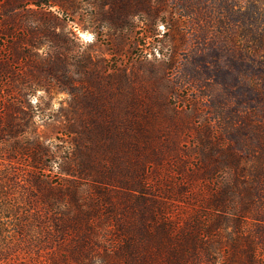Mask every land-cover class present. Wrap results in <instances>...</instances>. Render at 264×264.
<instances>
[{"label": "rangeland", "instance_id": "1", "mask_svg": "<svg viewBox=\"0 0 264 264\" xmlns=\"http://www.w3.org/2000/svg\"><path fill=\"white\" fill-rule=\"evenodd\" d=\"M33 2L9 26L14 86L21 73L29 85L13 99L26 130L17 145L38 141L43 179L61 194L75 183L86 202L65 195L64 239L31 234L40 249L20 258L124 264V245L138 256L144 236H159L156 190L203 188L209 126L210 142L222 137L249 164L256 204L245 230L264 264V0ZM171 207L182 228L188 210Z\"/></svg>", "mask_w": 264, "mask_h": 264}, {"label": "trees", "instance_id": "2", "mask_svg": "<svg viewBox=\"0 0 264 264\" xmlns=\"http://www.w3.org/2000/svg\"><path fill=\"white\" fill-rule=\"evenodd\" d=\"M33 3V0H0V40L3 41L0 45V264H28L20 255L39 251L40 248L33 250L40 240V236L34 239L30 236L34 233H47L51 236L43 237L58 245L68 233L62 227L68 218L61 221L57 217L69 205L65 195L76 207L80 206L79 202H86L85 198H77L75 183H71L68 194H61L50 181L43 179L44 168L39 167L47 151L38 141L27 139L25 145H17V138L26 130L12 115L16 105L13 99L17 95L24 99L29 85L21 73L16 74L19 80L14 86L9 26L14 21L12 12ZM204 130L208 153L201 160L199 175L203 188L190 189L188 186L193 184L190 182L183 190H156L158 209L153 221L158 225L159 236H144L146 246L138 249V256L128 252L129 245L122 246L117 256L124 259V264L129 258L135 261V257L138 264H262L255 241L245 230L256 204L249 164L222 137L210 142L215 138L212 128L207 126ZM213 150L219 159L213 157ZM21 158H25V171L16 166V159ZM178 203L188 210L182 228L167 212L171 204ZM34 226L36 231L32 230ZM8 233L10 236H4ZM13 239L15 243L10 245L9 240Z\"/></svg>", "mask_w": 264, "mask_h": 264}, {"label": "bare ground", "instance_id": "3", "mask_svg": "<svg viewBox=\"0 0 264 264\" xmlns=\"http://www.w3.org/2000/svg\"><path fill=\"white\" fill-rule=\"evenodd\" d=\"M82 37H84V38H87V36L86 35H81Z\"/></svg>", "mask_w": 264, "mask_h": 264}]
</instances>
